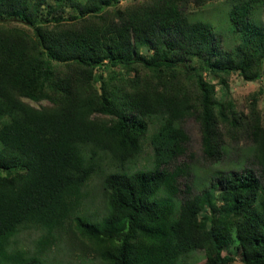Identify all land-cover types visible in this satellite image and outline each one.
Masks as SVG:
<instances>
[{
	"label": "trees",
	"instance_id": "trees-1",
	"mask_svg": "<svg viewBox=\"0 0 264 264\" xmlns=\"http://www.w3.org/2000/svg\"><path fill=\"white\" fill-rule=\"evenodd\" d=\"M122 1L51 0L38 18L25 0H0V14H9L0 17V264H45L13 247L27 228L44 231L42 249L69 229L103 264H182L198 250L207 264H232L226 251L235 242L244 264H264L263 88L245 113L229 84L235 72L262 78L264 0L230 1L238 37L231 47L186 11L187 3L201 9L212 0ZM67 5L75 12L66 17ZM152 116L160 119L151 134L154 165L131 171ZM191 117L206 157L223 154V126L246 131L253 155L250 167L215 175L206 192L189 194L187 185L176 205L183 170L170 164L187 151ZM96 175L108 213L74 217ZM162 193L168 198L159 200Z\"/></svg>",
	"mask_w": 264,
	"mask_h": 264
},
{
	"label": "rangeland",
	"instance_id": "rangeland-1",
	"mask_svg": "<svg viewBox=\"0 0 264 264\" xmlns=\"http://www.w3.org/2000/svg\"><path fill=\"white\" fill-rule=\"evenodd\" d=\"M36 0H25L30 8H34V16L42 18V15L46 14L48 9V3L51 0L42 1L36 8L34 2ZM137 0H124L121 2V6L127 3ZM231 0H212L210 3L199 9L194 6L193 2L187 3L186 11L192 18H199L210 22L214 26V31L218 34L225 47H231L238 41V37L231 31V23L229 19V10L231 8ZM32 4V5H31ZM38 9L39 11H36ZM65 16L74 13V9L71 6L64 7ZM61 12V11H60ZM8 13L4 12L0 14V17H8ZM258 17L262 18L264 22V12ZM11 25L16 27H22L27 31L32 32V25L24 24L22 22L9 21ZM144 54L152 55L153 50L144 49ZM219 80V79H218ZM214 80L215 83L218 82ZM229 84L231 89V97L234 99L237 108L241 111L248 113L249 111V98L251 95L263 88L259 100V108L262 113L264 123V69L263 75L260 80L248 81L244 79L239 73H233L229 78ZM218 88L220 86L218 85ZM51 93L54 87H47ZM28 102L35 106L46 105L50 102L49 99H43L41 102H37L31 99H26ZM149 133L144 142V150L137 157L128 164V168L131 171L143 170L152 168L154 165V151L151 145V134L158 128L160 119L156 116L149 118ZM185 128L190 135V141L187 145V151L185 154L177 157L170 164V168L179 166L183 170V174L179 177V186L182 189L181 193L177 195L172 202L176 205L180 201L184 200L189 194H201L208 191V187L211 183L212 178L224 171L241 170L243 167L251 166V159L253 155V143L250 136L246 131H240L238 134L228 132L225 126L220 128L221 142L223 144V154L218 159H210L205 156L203 151L202 143V131L200 123L191 117L185 121ZM0 148L2 145L0 143ZM107 172L115 169V167L107 166ZM2 172L13 173V170H5ZM187 185L191 186V193H185ZM219 190H217V193ZM82 198L80 205L74 212L76 216H86L90 220L97 221L102 219L108 213V206L106 198L102 190V176L96 175L91 178L86 186L83 188ZM165 194H161L158 199H167ZM76 219L71 221L73 226L76 224ZM44 233L43 230L35 228L24 229L18 234L13 240V247L22 248L24 250L34 252L38 254L45 264H103L100 258L93 253L91 250L86 249L85 245L80 239L75 237V234L71 230L62 232L57 239L54 240L51 247L42 249L38 244L41 235ZM234 256V262L232 264H244L242 261L241 247L238 242L226 251ZM182 264H207V258L204 252L201 250L192 252L182 262Z\"/></svg>",
	"mask_w": 264,
	"mask_h": 264
}]
</instances>
